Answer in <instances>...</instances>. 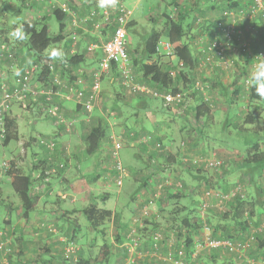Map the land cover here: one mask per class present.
<instances>
[{"label":"trees","instance_id":"1","mask_svg":"<svg viewBox=\"0 0 264 264\" xmlns=\"http://www.w3.org/2000/svg\"><path fill=\"white\" fill-rule=\"evenodd\" d=\"M30 1L41 2L45 0ZM64 1L67 2L68 7L73 8L70 0ZM161 1L165 3V10L149 21L152 25H155L157 23L158 27L162 25L161 29L152 28L149 32L142 36L141 42L139 44H136L134 48H131L130 44L126 47L131 66L134 69L130 82H126L125 84L123 83V78L119 77V69L116 64H113L111 66L110 71L103 73L102 80L105 76H107L110 78L112 83L116 81L123 88H125L127 92H131L132 98H129L128 96L126 97L127 99H130L128 102H139V100L143 98L145 99L144 101H147L145 103L146 105L150 102H154V100L158 101V106H156L155 108H157L159 111L161 108L159 106L164 107L163 98L159 95H154L153 93H146L135 90L133 85L134 83L143 85L146 88L152 89L153 91L155 90L160 94L167 93L171 95H180V100L179 102H177L178 105L175 106L178 107L180 115L179 118H184L185 115L189 113L188 111L191 109L193 112L194 122L196 124H199L197 127H191L193 131L192 134L194 136L193 139L196 141L205 136V138L213 137V133L208 131L210 126L209 124L207 126L206 121L210 116H213V110L215 109L214 103H212L209 98L206 99L205 94H203V92L201 91L199 92L198 88H195L194 91L190 94V96L193 97V101L192 103H188V87H191L194 83L193 73L195 71V68L200 64V60L206 58V52L209 49L208 43L204 47V49L200 51L199 45H196L198 42H194L198 41V38L196 39L194 37L195 35H200V37H203L202 33L208 32L211 36V42L225 40V34L220 30V27H218L217 24L218 21H221L224 25L228 23V21L223 19L210 21L209 19L205 18L201 10L196 6V4H201L200 0H194L193 2H196L195 4H182L181 6H177L179 4L175 2L176 0ZM214 1L216 0H204L205 3ZM123 3L128 5V0H123ZM169 3H176L174 9L177 10V15L175 17L172 16L171 10H166ZM18 4L20 5V7H26V4H29V1L22 0V3ZM128 6L132 7L130 5ZM249 6L250 8L248 15L252 14V17L249 19L253 28L248 26L247 28H242V31L240 30L242 40L246 42L239 45V49L240 51H242L245 59L247 58V61H250L251 56H264V16L260 12H257L256 14L252 12V10L256 6L254 0H250ZM20 7L16 8L18 12L21 11ZM50 10V13L48 15H43L42 20L38 22L19 20L20 22L24 23L25 30L29 36V39L23 42H13L9 39L7 34H4L9 32L12 27L15 26L6 19V16L3 18L4 22H0V45L1 43H3L9 48V50H7V47L3 48V50L0 49V67L2 63L6 64L7 62H11L15 58L17 59L18 56L23 57V54H27L32 60L28 59L27 61L29 62H27L25 66L36 64L38 67L36 71L39 70L38 78L43 80V83L39 85L38 88H46L48 83H50L53 78L52 75L57 72L60 73L58 70L60 66L59 64L66 65L69 70L75 71L80 63L84 60L82 58L83 54H78L74 51L72 52V54L68 52L70 45L66 48L67 53L64 57L63 62L59 60H49L46 58V50H48V48L53 43H58L64 38L62 33L66 26V18H72V16L68 14V9L60 6V4L51 6ZM92 11L97 14L100 11V8H98L97 6L93 7ZM50 17H54L58 22V31L55 34H50L48 23V19ZM158 17H161L163 19H161L160 21V18ZM256 17L257 20L261 19V22H263V25L258 29H256V25L258 24L256 22ZM131 18L126 25L127 36L133 34L131 27L133 25H136V20ZM107 28H109V36L113 31V26H111L110 24V27ZM240 28L241 27H239V29ZM73 29H78V27L74 26ZM196 29H200V33L195 34L194 31ZM190 31H193L194 34H190ZM73 37L74 36L72 35V37L69 36L67 37V39L65 38L66 42L72 43L73 41H75ZM1 38L3 40H1ZM162 38H165V41L169 42L172 45V52L175 56L176 61V64L172 67V69L165 68L160 64V59L164 55V53L160 50V41L162 40ZM228 40L234 42L235 40L237 41L236 34L233 33L231 39ZM79 43L80 42L76 40L74 45H78ZM93 51H98L101 55V52L98 48L94 49ZM11 53L14 54L10 55ZM224 53H226V51H224ZM224 53H222L223 56ZM57 61L59 62L57 63ZM49 62H52V64H49ZM25 66L20 69V72H23ZM177 68H179V70L176 71ZM185 69L188 72H185ZM136 74L139 76V78ZM188 76L189 78H187ZM72 78L74 77L72 76ZM234 88L235 89H232L231 94H228V88H223L222 92L224 96L228 98L227 101L231 107L233 105L237 106V102H235V95L240 92V88L243 89V92H245L247 98L250 101H256L264 105V99L257 97L254 92L250 93L247 88H243V86L237 84H235ZM1 90L2 89L0 88V91ZM12 90L13 84L11 83L9 85L8 91L11 92ZM48 103L54 104L53 101H50ZM147 107L148 105H146L145 107H138V110H142L144 108L147 109ZM164 108L166 110L172 111V108ZM157 109L155 111H157ZM47 115L49 116V114ZM239 115L240 114H238V116ZM254 115L255 114L252 110L246 111L244 120L239 126V122L236 119L238 116L236 115L234 117L235 120H230L231 114H228V117L230 118H227L226 122H223L220 125H216L217 132L222 134V138H234L235 140L238 139V136L228 134V132H230L228 130L231 126L233 129H237V131H242V135H240L239 137L246 141L252 139L253 142L250 145L254 147V149L251 151L245 149L243 157H241L239 161H236L235 164L230 163L226 165L225 161L216 157L220 160V164L216 168L211 169L205 164V162H203L206 168L214 172L215 178L210 181L207 178L202 179L197 174H194V178L197 181L199 180V184L196 187L200 191H196L195 188L191 189V194H188L189 201L186 205L183 206V209H186L187 212L184 215H180V217H177L174 215L180 213L181 210L174 211L172 212V214L174 213V215L171 216L173 218L167 217L165 220V224L174 230L173 232L176 236V243L172 246V253L174 256H176L178 249L182 247L186 256L185 264H187L188 258H191V254L195 252L196 244L199 242H203L205 235L208 234V236L215 239L246 241L247 237L252 233L251 230L253 228H257L264 220V218L259 219V212H257L258 201L261 199L262 202H264V182L260 187L261 178L258 179V177L256 178L255 176L257 172L262 171L259 174L261 176L264 171V151L258 148L259 141L264 139V126H261L259 132L255 133V130L258 129L259 124L257 125L258 119L257 116ZM176 118L178 117L176 116ZM104 120V117L100 116L97 124L92 126L88 134L85 136L84 140L86 143V149L89 153H93L98 150L101 147L102 142L107 138H109V142L111 143V138L108 137L107 134L108 122L106 120L105 122ZM200 121H202V123ZM254 124L256 125V128L254 130L248 128L250 125ZM3 127L5 130L3 143H8L10 140L14 139L13 137L15 135L12 132V119L7 118L6 114H4L3 117ZM212 127H215V125L211 126V128ZM142 128H144V126H140V129H138V131H141ZM138 131H132V134H130L132 139L136 138L135 133H137ZM142 134L144 135V133ZM146 135L147 136H144L147 138L151 137L153 139V142L158 143L157 147H159V149L152 151V155L153 153H155L153 156L157 159V161L159 157L161 158L160 160L165 159L166 161V159H168V162L170 163L176 161V158L168 150L164 151V149H166L165 144H161L162 140H160L159 137L153 134ZM214 136L216 135L214 134ZM185 142H187V140H185ZM150 159L154 160L153 157ZM195 159L196 158H194V160ZM8 160L9 168H7L4 174L6 175V177H8L9 184L14 194L18 197L20 206L23 209V216L27 217L28 214L35 208L37 201V197L32 195L31 193V190L33 189V180L31 179L29 174L24 173L16 166L15 159ZM160 160L158 162H160ZM194 163L196 165L198 162L194 161ZM158 166L160 167V164ZM229 168H231V171L229 170ZM231 172L235 173V177L229 180L226 179L229 175L232 174ZM148 176H151V173ZM214 181L216 185L214 184ZM237 185H240L241 189L234 193L233 196L225 200L224 208L218 209L213 206L208 207L205 210L204 214H201L200 206L204 199V197L201 198V195L204 193V191L212 189L220 192L221 194L227 195L230 194L231 191H233V188H235ZM164 186L171 187L172 192L170 193V198L179 199L184 196L183 190H185V187H183L182 184H165ZM259 188H261L262 193L259 192ZM82 213L86 217L88 223L94 228L104 225L105 222L109 221L112 215L110 210L99 208L92 203H89L85 208H83ZM201 232H203L202 235L200 234ZM153 233L154 232H152L144 241L147 242V239L148 241H150ZM263 233L264 232H254V239H252L251 241H254L256 238L259 239L260 236H264ZM131 239L132 241L138 240L135 238ZM163 241L164 237L162 236L160 244H163ZM210 249H218L219 251H221L220 248ZM207 250L208 249H204L203 251L195 252V255H197L198 259L208 258V253H203L207 252ZM75 254H77V252ZM88 258L89 257H84L80 254H77V260L74 264H90ZM262 258L264 257H261L260 259ZM42 264H63V262L61 263L58 261L56 262L49 259H44L42 260Z\"/></svg>","mask_w":264,"mask_h":264},{"label":"crops","instance_id":"2","mask_svg":"<svg viewBox=\"0 0 264 264\" xmlns=\"http://www.w3.org/2000/svg\"><path fill=\"white\" fill-rule=\"evenodd\" d=\"M70 1L73 5V8L68 7L67 2L64 0H45L43 2L44 4L36 1H29V4H26L27 6L31 7L32 10H37L36 8H46L45 14L47 15L51 11L50 7L55 4H60V6L68 9V14H70L72 18H66V26L62 33L64 38L58 43H53L48 48H60L63 50L64 54L67 53L66 48L70 45V43L66 42V39L68 37L67 35L71 31H73L71 29L74 28V26L78 27V29L73 32L74 37L76 36V31L77 33H79V36L84 35V37H90V39L95 38L97 35V33L94 31L95 28L92 25L88 28H85V30H81V26L79 24L76 25L72 21L73 16H81L80 14H83L82 16H85L86 13H89L90 10H93V7L97 6V0ZM16 2L22 3V0H15L14 6H16ZM200 2L201 4H196V6L201 10L205 18L209 19L210 21H214L217 19H223L228 22L233 21L241 28H246L247 24L250 23L248 15L250 0H216L214 2L207 3H205L204 0H200ZM193 3L195 4L196 2ZM128 5L135 7V5L132 3ZM33 7H35V9ZM24 20L28 22L30 21L28 19ZM259 20L260 22L258 27L260 28V26L263 25V22H261V19ZM87 23L88 25H90L92 21L89 20ZM79 39L77 41L80 42ZM94 40H90L89 43ZM70 51L73 52L74 49H70ZM86 53L84 54L85 56ZM85 56H83L82 58L84 59ZM18 57L16 60L17 62H7L5 64L7 65L8 70L6 71V73L0 72V82L3 80L7 81V85H10L11 83L13 84V76L16 75L15 71L17 69L20 70L23 66H25L26 63L29 62L27 61L28 59L32 60L27 54H23V57ZM56 74L54 73L52 76L63 78L60 73L57 72ZM34 81H36V84H38V86L43 83V80L41 79L35 78ZM32 87H34L32 88L33 90L44 89L38 88L35 85H33ZM232 89L235 88H228L229 94L232 92ZM240 89V92L235 95V100L240 98L241 95L243 96V89ZM61 92L66 93L65 90H61ZM222 92L223 88H218L214 91H210L212 97L214 96V100H216L218 96L221 97V95H224ZM30 97L31 96H27L25 98L26 100H28L26 102L28 103L29 114L23 113L21 116V113H18V108L21 109V101H14L12 104H9L8 108L6 109V117L12 119V132L16 137L13 135L14 139L10 140L8 143L0 144V157L3 156V158H6L5 156L8 153V158L15 159L16 166L24 173L29 174V176L33 180L32 188L35 185H39L41 189L39 191L33 189L31 190L32 195L37 197L36 205L35 208L28 214V216L24 217L23 209L21 208L18 197L14 194V192L12 190H10L9 192L8 190V194H3V187H5L7 183L9 184V180L4 173L0 174V208L2 205H4V203L10 204V206H6L9 208L10 214L8 213V215H6L2 225L0 223V228H3L4 224H6L9 225V228L16 230L15 237L17 236V238L15 242L17 241V244H19V246L23 248L24 252L34 251L33 249H31V247H33V245L31 244L35 243L36 241H41L44 245V248L43 251L40 250L37 255L42 252H47L45 256L46 258L37 256L41 260L49 259L56 262H69L70 257L68 258L64 254V235L59 232L68 227L71 229L72 234V238L70 239V241L74 244L77 254H80L84 257H89L88 259L90 263L94 259V254H92L93 248H98V246H100L104 249V251L102 252V254L101 251H99L98 264H171V257H169V252H172L173 250L172 246L176 243V236L174 235V230L165 224V220L167 217L173 218L171 216L174 215V213L172 214V212L174 211L181 210L180 213L174 215L177 217H180V215H184L187 212L186 209H183V206L186 205L189 201L188 194H191L190 191L183 190L184 196L179 199L170 198V193L172 192L171 187L164 186L165 184L160 187V184L158 185L156 183L157 181H155L153 178L154 174H152L151 176H148L150 174H147L144 180H138L139 184L137 186L135 185V182H133V180H129L128 189L131 190V193L128 195L126 194V191L124 192L127 200H120V195L122 193L120 187H118L116 192H114L111 189L112 185H110L105 188L107 189V192H104V194L97 196L99 198H105V200L102 199L103 201L97 204L95 196L92 195V191H94L93 189H96L97 184L103 185V179H105L104 174L108 171V169L106 168V164L105 166H103V164L104 162L107 163V158L109 159L110 156L107 149L109 145V138L102 142L101 147L98 150L93 153H89L86 149L84 136V142L82 141L84 147L82 146L79 148L76 146V151L73 150V146L71 147L70 145V142L73 139V137L69 136L71 133H68V130H66L65 126L63 125L54 126L52 123L53 118L50 115L48 116L44 112L42 113L39 110V107H36V104L33 101L29 100ZM205 97L206 99L208 98L207 94H205ZM38 100H43V97L39 98ZM144 100L145 99L143 98L139 100V103H141L140 105H138V107H145L146 105H148L147 109L144 108L142 110H145V112L147 111L155 116L157 114V112L155 111L157 109L155 108L156 104L148 103L145 105L147 101ZM52 101L66 119L72 117L71 120L73 121L74 125L73 130H76V124L81 127L85 122H89V118L91 117L90 114L82 111V109L79 106L75 105L72 100L65 99L63 96L61 97L55 95ZM214 108L215 109L213 110V116H210L206 121L207 126L208 124L210 126L208 130L209 132H211V126L219 125L221 123L220 121H222L223 123L226 122L227 118H230L228 117L230 110H237L236 105H233L231 107L227 102L224 110L225 112L222 115V119L217 120V114L219 110L217 109V106H215V104ZM238 114L239 112H237L236 115ZM173 118L174 117L172 116L168 118L170 119V123L175 122ZM231 119L235 120V118H230V120ZM138 121V124L143 127L144 119L142 118V115L140 119L138 118ZM167 129H169V131L171 132L172 128ZM160 133L161 132L155 130L154 133L151 132L149 134H154L155 136L159 137L160 140H162L161 144L163 143L165 144L166 148H169V144L171 143L169 142V140L162 139L163 134ZM43 134L48 135V137H53L52 139L57 142L58 150L53 152L52 158L55 162H65L67 165L65 170L59 169L55 174H45L44 167L47 163L48 152L44 147L40 146L37 143V136ZM167 136L169 137L168 134ZM146 138L147 137L145 136L143 137V139ZM16 145L18 148L16 147ZM12 147L14 148V150L12 149ZM138 152L139 158L141 157V153H149L142 152L141 150H138ZM154 154L155 153H153V155ZM150 157L151 155L149 154L148 159ZM159 159L161 158L159 157ZM163 160V165L165 164L166 167L171 164L170 162H168V159H166V161L165 159ZM71 161L76 162V169L75 165L72 164ZM137 161L138 165L131 166L132 170L130 172V175L132 178L138 177L141 173L139 172V160ZM235 162L236 160L234 161V164ZM67 163H71V167H68ZM166 167L159 168V170L162 171L163 169H166ZM229 170L231 171V168H229ZM111 171L114 172V169H111ZM261 172H257L255 174L256 178H261L260 187L264 182V171L260 176L259 174ZM144 174L145 172L141 176H143ZM157 175V177L160 178L162 175H164V173L163 171L161 173L158 172ZM46 177L48 178L47 181H45ZM74 186H77V191L75 190ZM158 187L161 189H159ZM259 189L261 190V188ZM260 190L259 192L262 193V190ZM112 193L116 194L113 195ZM157 193L160 195L158 196ZM201 198H203V194L201 195ZM87 202L95 204L99 208L110 210L112 215L109 221L104 225L98 226L97 228L92 227L88 222L83 224L81 221V215H83L82 210L86 206L83 207L81 206V204ZM129 202L131 203V205H128ZM170 204H173V206L176 207L170 208ZM257 204L259 219H262L264 218V202H262V200L260 199ZM12 209H15L16 217L13 215V213H11ZM139 218L141 221L139 220ZM134 220L140 221L138 223L139 226L135 224L137 222H135ZM106 224L110 227L105 230ZM85 228L89 229V231L94 234V236H91L89 240L86 239L85 232L83 233ZM156 231L161 233V235L164 237L163 244L160 245L161 247L163 246V248L159 249L160 255L157 256L161 258H148L147 254L141 256V254L139 253V249L135 253L138 259H135L134 262H129L130 256L128 251H130L129 247L132 241L131 238H135L136 235L144 236L142 237L143 242H141V246L146 244V247L148 248V239L147 242L144 240L148 238V236L152 232ZM200 234L202 235L203 232H201ZM100 235L102 236L103 242H101V239L99 238L101 237ZM11 243L12 245H14V240H12ZM249 245L250 247L242 257H238V255L234 252L224 254L218 249H208L207 252H203L208 253V258L198 259L197 255H195V253H192L191 258H188L187 260V264H248L247 261L249 258L252 259V261L254 260L253 264H258L259 259L261 257H264V236H260L259 239L256 238L254 241H251ZM146 247L142 248L145 249ZM91 255L93 256L91 257Z\"/></svg>","mask_w":264,"mask_h":264},{"label":"rangeland","instance_id":"3","mask_svg":"<svg viewBox=\"0 0 264 264\" xmlns=\"http://www.w3.org/2000/svg\"><path fill=\"white\" fill-rule=\"evenodd\" d=\"M30 1V0H29ZM40 1V0H39ZM14 2L15 0H0V22H4V17L6 16V19L10 22H12L13 20H24V19H28L32 22L36 21H40L42 20V16L46 15L45 14V10L46 8L42 9V8H36L37 10H32L31 7L26 6V7H20V5L16 2L15 4L18 6H14ZM37 2V1H36ZM44 1H41L39 3L44 4ZM176 3H178L179 5L177 6H181L182 4H193V0H176ZM134 4V11H133V15L131 19H135V26L133 25L131 27V30L133 31L132 35L127 36L128 42L127 45L131 46V48H134L136 46V44H139L141 42V38L144 34H146L147 32H149L152 28H157V29H161L162 25L160 27H158V24L156 23L155 25H152L149 21L152 18H155L156 15H159L162 11L165 10V3H163L161 0H128V4ZM176 3H169L168 7L166 10H171V14L173 17H175L177 15V10L174 9V7L176 6ZM21 9V11H17L16 8ZM35 9V7H33ZM91 11V10H90ZM6 14V15H5ZM88 13H86L87 15ZM83 15V14H81ZM85 15V14H84ZM199 15V14H198ZM162 17V16H161ZM161 17L159 20L161 21ZM30 18V19H29ZM249 18H251V14H249ZM83 20V19H81ZM99 22H93L90 25H88V20L87 21H82L81 24H79L81 26L82 30H85V28H88L89 26H93L95 28V32L97 33L95 38H91L90 37H84V35L79 36L76 31V36L73 37L74 40H78L80 38V43L78 45H74L75 41H73L72 43H70V49H74V51L78 54H83V56H85L84 54L87 52L86 50V46L88 45L90 40H94L95 41H104L107 37H108V29L107 27H110V24H106L105 21L100 20L99 18L95 19ZM72 22V21H71ZM256 22H258V26H259V22L260 20H257L256 17ZM48 23H49V29H50V34H55L58 31V22L56 21V19L54 17H50L48 19ZM76 23H78V21H76ZM228 23H232L234 24V26L236 27V39L234 41H230L228 39H231V37L227 38L225 37V40L221 41V49L222 52L224 53V51H226V53L218 56L215 54V52L213 50L208 49L206 52V58L201 59L200 60V64L195 68V71L193 73V80L194 83L191 87H188V103H192L193 101V97L190 96V94L194 91L195 88H198L199 92H203V94H207L209 100L215 104V106H217L218 114H217V120H221L222 119V115L225 112V107L227 104V97L224 95H221V97L218 96V98L216 100H214V96L212 97V94L210 93L211 90H216L218 88H234L235 84L237 85H241L243 86V88L245 86V80L249 77L250 72L253 70V65L257 62V60L259 59L258 56H251L250 61H247V58L245 59L242 51H240L239 49V45L240 44H244V42L242 40V37L240 35V32L242 31V28L239 29V26L236 25L233 21L232 22H228ZM256 25V29H258L259 27ZM251 27L253 28V26H251V23L247 24V27ZM246 27V28H247ZM73 31H71L67 36L72 37L73 32L77 29H71ZM241 30V31H240ZM85 32V31H84ZM195 34L200 33V29H196L194 31ZM193 31H190V34H194ZM8 35L7 33H4ZM91 34V33H90ZM243 34V33H242ZM203 37H200V35H195L194 38H198V41H194V42H198L196 45H199L200 47V51L204 49V47L208 44V47L211 46V36L210 33L206 32V33H202ZM200 37V38H199ZM1 40H3L1 38ZM92 42V41H91ZM161 42H166L165 38H162ZM161 50H163L162 46L160 45ZM69 49V53L72 54V51H70ZM210 51V53H209ZM66 53V52H65ZM66 56V54H65ZM208 56V57H207ZM218 56V57H217ZM259 56H263V55H259ZM100 57V54L98 51H91V52H87L86 56L84 57V60L80 63V65L78 66V68L75 71L69 70L67 66L65 65H60L58 70L60 72V74L63 76V79L65 80H72V76L74 77L75 75L73 74H79V76H81V78H83L82 76L84 75L85 77H87L89 79V74L94 70V68L96 67V63L98 62V59ZM17 59H13L11 62L15 63ZM160 64L161 66H164L165 68L168 69H172V67L176 64L175 58L172 55L169 54H165L161 57L160 59ZM3 67V68H2ZM7 65H5V63L1 64L0 67V72L1 73H6L7 69ZM19 70V69H17ZM17 70L15 72H17ZM134 72V69H131ZM179 70V68L176 69V71ZM187 70L185 69V72ZM77 72V73H76ZM188 72V71H187ZM87 73V74H85ZM137 75V74H136ZM39 74L34 75V78L32 79V81L30 82V84L33 86H37L38 84H36V81H34V79H39L38 78ZM138 76V75H137ZM17 77L16 75L13 76ZM139 78V76H138ZM189 78V76L187 77ZM88 79H86V81L88 82ZM0 84H2V86H7V81H1ZM186 84V82H185ZM31 86V87H32ZM34 88V87H32ZM101 88H102V100L103 103L101 104V107L98 106L96 110H94L91 114H90V120L89 122H85L84 125H82L81 127L78 126V124H76L75 129H74V125L72 124L70 126V129L67 131L68 133H71L69 136L73 137L72 141L70 142L71 147L73 146V150L76 151V146L77 147H82V141H83V137L86 136L90 130V128L94 125L97 124L100 116H103L104 119L108 122V128H107V134L108 136H112L113 138L118 137V136H122V138L120 139L121 144H120V149H119V156H120V160L122 165L125 167L126 171H127V176L124 177L122 184L119 186L116 184L115 182V177H114V172L111 171V169H113V160L111 158V155L109 156V159L107 158V163L104 162L103 166H105L106 164V168L108 169V171L104 174L105 179H103V185H98L96 189H93L94 191H92V195L95 196L96 198V202L101 203L103 200H105V198H99L97 197L98 195H102L104 194V192H107L105 189L107 186H111V189L116 192V190L118 189V187H120L121 189V198L120 200H127L126 195L124 194V192L126 191V194H130L131 190L128 189V182L129 180H133V182H135V185L137 186L139 183L138 180H144L145 177L147 176V174H154V180L157 181L156 183L159 185H164V184H182L183 187H185V190L187 191H192V188H195L196 191H200L196 186H198V182L195 178H194V174H197L198 176H200V178H207L210 181L213 180V178H215V174L213 171H211L210 169L206 168V166L204 165V160L207 157H217L222 159L223 161L226 162V165L230 164V163H234V161H239L241 157H243V154L245 152V149L248 150H253L254 147H252L250 144H252L253 140L249 139V141L243 140L241 139L239 136L242 135V131L237 129H233L232 126L229 128L228 134L230 135H236L238 136V139H231V138H222L221 137V133L217 132L216 129V125L215 127L210 128L211 132L213 133V137H209V138H201L199 140H194L193 139V131H192V126L197 127L199 124H196L194 122V117H193V112L190 109L184 118H179V111H169L166 110L164 107L161 106L160 111L157 109V116L152 115L149 112H145V110H138V105H140L139 102H128L130 99H127L126 97L128 96L129 98H132L131 96V92H127L125 90V88H123L118 82H111L110 78L105 76L101 82ZM125 93V95H124ZM229 94V93H228ZM231 94V93H230ZM2 94H0L1 96ZM26 97L23 96H19V97H14L11 101L10 104H12L14 101H21V109L18 108V113H21V116L23 113L25 114H29V108H28V103L25 99ZM31 101H33L32 96L30 97ZM154 100V102H150L149 104H156L159 103L158 101ZM235 102H237V110H230L229 114H231V118H234L237 114V112H239V116L236 118L239 122V126L241 125L242 121L244 120V115L246 113V111L252 110L254 112V116H257L258 122L257 125L259 126L258 129L255 130V133L259 132V130L261 129V126H264V105H262L261 103H258L256 101H250L247 98V95L245 94V92L243 93V96L241 95L240 98H238ZM9 106V105H8ZM14 106V105H13ZM17 106V105H16ZM36 107H39V110L43 113H46V111L43 110V106L39 103L36 104ZM160 107V106H159ZM8 108V107H7ZM62 112V111H61ZM118 113V114H117ZM142 115V118L144 119V129H142L141 131H138V129H140V125L138 124V118L140 119ZM178 118H176V116ZM170 116L174 117L173 120L175 121L174 123H170ZM71 118H68L69 121H71ZM172 119V118H171ZM104 120V121H105ZM105 121V122H106ZM177 121V122H176ZM202 123V121H200ZM222 123V121H220ZM53 125H57V126H61L60 124L55 122V119L52 120ZM187 123V124H186ZM220 123V124H221ZM219 124V125H220ZM243 125V124H242ZM65 126V125H64ZM180 126V127H179ZM167 128H172L171 132L169 131V129ZM248 128H250L251 130H254L256 128V125H250ZM131 130V131H130ZM137 130L138 132L135 133L136 134V138L132 139L130 133L132 134V131ZM159 131L161 132L160 134H163V138L162 139H166L169 140V142L171 144H169V148H165V150H170L169 152H171V154L176 158V161H174L173 163L169 164L168 167H166V165H163V161L164 160H160L158 158V161L160 160V162L157 161V159L151 154L152 151L158 150L159 147L158 143L153 142V139L151 137H148L146 139H143V134L145 136L146 133H154V131ZM165 134V135H164ZM167 134L169 135V137L167 136ZM214 134L216 136H214ZM154 135V134H153ZM38 138H53V137H48V135L43 134V135H38ZM36 137V138H37ZM208 137V136H207ZM233 137V136H231ZM170 138V139H169ZM38 140V139H37ZM185 140H187V142H185ZM164 141V140H163ZM182 141L183 143H185L184 146H182ZM84 142V141H83ZM3 143V140L0 138V144ZM259 149L264 151V139L259 141ZM151 148H150V147ZM17 147V145H16ZM84 147V146H83ZM18 148V147H17ZM75 148V149H74ZM154 148V149H152ZM12 149L14 150V148L12 147ZM109 154L111 153V143L109 142V145L107 147ZM19 150H20V146H19ZM58 150V144L57 147L54 151ZM138 150H141L142 152H149L146 154H142L141 153V157L139 158V152ZM149 154L151 155L150 158H154V160L152 159H148ZM8 153L6 154V158H3V156L0 157V163L3 159H9L8 158ZM182 156V157H181ZM182 158V159H181ZM183 158H186L185 160ZM194 158H198L200 161H197L198 163L195 165L194 163ZM205 158V159H204ZM139 160V167H140V171L141 172L139 174L138 177H134L132 178L130 175V172L132 170L131 166H136L138 165V161ZM63 162V161H62ZM72 164L75 165V169L76 167V162H72ZM71 163L68 164V167H71ZM160 164V167L158 166ZM162 164V165H161ZM164 168L166 167V169H163V173L164 175H160L161 177L158 178L157 174L158 172L161 173L162 171L158 170L159 168ZM65 170V169H64ZM145 172V174L143 176H141L143 173ZM232 173V172H231ZM0 174H3L0 172ZM235 177V173L233 172L231 175H229L226 179H232ZM201 179V180H202ZM185 184V185H184ZM197 184V185H195ZM214 184L216 185L215 181ZM7 187V188H6ZM77 186H74L75 190H76ZM159 188V187H158ZM161 189V188H159ZM158 189V190H159ZM10 192V190H12L11 186H9V184L7 183V185H5V187H3V193L8 194L7 192ZM157 190V192H158ZM13 191V190H12ZM77 191V190H76ZM113 195H115L116 193H112ZM112 195V197H113ZM157 195L159 196L160 194L157 193ZM103 199V200H102ZM89 202L87 203H83L81 204V206H87ZM7 205L10 206V204H5L1 206L0 208V223L1 225L3 224L6 215H8V213L10 214V210L8 207H6ZM128 205H131V203L129 202ZM80 206V207H81ZM176 206H173V204H170V208H175ZM11 208V207H10ZM13 213V215L16 217V211L15 209L11 210ZM82 214V213H81ZM137 217V216H136ZM82 218V223L85 224L87 223V219L84 215H81ZM138 218V217H137ZM140 220V218H139ZM141 221V220H140ZM140 221H135L137 223V226H139V222ZM106 223V222H105ZM104 223V224H105ZM4 224L2 231L4 232V238L7 239V243L8 246L11 248V252L7 255V259H8V264H42V260L40 258H38L37 256L40 257H44L46 258V254L47 252H42L39 253V255H37V253L41 250L43 251L44 245L42 244V242H35L31 245H33V247H31V249H33L34 251H28V252H24L23 248L19 246V244H17V241L15 242L17 236L15 237V232L16 230L9 228V225ZM110 227L107 226L105 227V230ZM8 228V230H7ZM103 230V229H102ZM52 232V231H51ZM61 234L64 235V247L70 243V239L72 238V234H71V229L66 227L63 231H59ZM85 232V236L86 239L89 240L91 238V236H94V234L92 232L89 231V229L85 228V230L83 231V233ZM108 232V231H106ZM53 233V232H52ZM97 233V232H96ZM101 236V235H100ZM98 237V236H96ZM143 236L140 235H136L135 239H138V245L137 246H133V241H131L130 243V247L132 248L131 251L129 252V256H130V260L129 262H134L135 259H138V257H136V251L142 252L140 253L141 256L147 254L148 258L154 257V258H161V257H157L158 255H160L159 250L157 251V254H153L150 255V252H152L153 250H151L150 247H146V244L141 246V242H143ZM102 241V236L99 237ZM12 240H14V245H12ZM250 242L251 240L247 243L248 246L246 247V251L248 250V248L250 247ZM77 244V243H75ZM142 247H146L145 249ZM163 248V246H159V249ZM144 249V251H143ZM99 251L102 252L104 251V249L100 246L93 248V253L94 254V259L92 260V262L90 264H98V260H99ZM202 251V250H201ZM245 251V252H246ZM77 252V251H76ZM132 252V253H131ZM229 252H225L224 254H227ZM100 254V255H101ZM77 255V254H76ZM138 255V254H137ZM245 255V254H243ZM242 255V256H243ZM93 255H91L92 257ZM164 256V255H163ZM241 256V257H242ZM70 261H72L70 259ZM62 263V261H61ZM66 264H68V262H65ZM63 262V264H65ZM122 263V262H121ZM248 264H252V259H248L247 261ZM0 264L1 261H0ZM115 264V263H114ZM258 264H262V262H259Z\"/></svg>","mask_w":264,"mask_h":264},{"label":"built area","instance_id":"4","mask_svg":"<svg viewBox=\"0 0 264 264\" xmlns=\"http://www.w3.org/2000/svg\"><path fill=\"white\" fill-rule=\"evenodd\" d=\"M256 6L252 10L253 13L260 12L264 16V0H254ZM123 3V0H118V4L115 8H104L100 9V11L96 14L94 11H90L85 16H73L72 21L77 25L81 24L82 21H92L99 22L94 20L95 18H100L101 20L105 21L106 24H111L113 26V31L111 34L106 38L104 41H92L86 46L87 52H91L94 49L98 48L101 52V55L98 59L97 67L89 74V79L87 77L79 76V74L75 75L72 80H65L61 77L53 76L50 83H48L47 87L41 90H33L31 87L30 82L34 78L33 76L39 73L36 64L27 65L24 67L23 72H20L17 77H14L13 80V90L11 92L8 91L9 86H2L0 84V88L2 89L0 94V138L4 139V127H3V117L6 114V109L10 104V101L14 97H27L32 96L33 102L35 104H41L44 108L43 110L46 111V114H49L55 122L60 125H65L66 130L70 129V126L73 124V121H69L66 119L58 110V107L55 104H49L48 102L54 99V96H63L65 99L72 100L75 105L79 106L82 111L86 112L87 114H91L98 106L101 107L103 103L102 100V88H101V80L103 73L110 71L111 66L116 64L119 69V77H122L123 83L130 82L132 78L133 71L129 56L127 53V34H126V25L130 20L134 7H129ZM252 17V14H251ZM83 19V20H81ZM94 20V21H93ZM78 21V23H76ZM218 27L220 30L225 34V37L229 38L232 36L233 33L236 34V27L232 23H226L223 25L221 21H218ZM160 45L162 46L163 50L161 52L169 55H173L172 52V45L169 42H161ZM0 49L6 48L7 45L1 43ZM210 50H213L216 55H222L221 49V41H213L211 46H209ZM7 50L9 48L7 47ZM11 53L10 55H13ZM1 55V54H0ZM175 58V56H174ZM59 61H57L58 63ZM52 64V62H49ZM61 65V64H59ZM66 66V65H65ZM56 74V73H55ZM87 74V73H86ZM57 75V74H56ZM33 77V78H32ZM88 79V82L86 81ZM134 89L140 92L146 93H153L154 95H159L163 98V106L166 108H172V111H178V107H175L177 102L180 100V95H171V94H160L157 91H153L150 88H146L143 85L134 83ZM61 90H65L66 93H62ZM42 95V96H41ZM43 97V100H38L39 98ZM131 134V133H130ZM111 138V158L113 160V169H114V177L115 182L117 185H121L124 177L127 176V171L125 167L122 165L120 156H119V149L121 141L120 139L122 136L118 137H110ZM37 143L44 147L47 152V163L44 167V172L46 175L55 174L59 169H66L67 165L65 162H55L52 158V154L57 147V142L52 138H38ZM182 146L185 145L182 141ZM185 159V158H184ZM194 161H200L196 158ZM205 164L209 168H216L220 164V160L216 157L206 158L204 160ZM9 168V160L3 159L0 163V172L5 173V171ZM48 178H45L47 181ZM162 185H160L161 187ZM41 187L39 185H35L33 190L39 191ZM241 189L240 185L233 188L230 194L224 195L218 191L208 189L203 193V201L200 206L201 214L203 215L205 210L208 207H216L218 209L224 208L225 200L229 197L233 196L234 193ZM137 221V220H134ZM208 228V227H207ZM251 234L247 237L246 241L242 240H228V239H215L210 236L205 235L203 242H199L196 244L195 252L206 250L210 248H220L222 252L229 251L231 253H237L238 257H241L245 254L246 247L248 246V242L254 239V232H264V220L260 223L257 228H253L251 230ZM264 234V233H263ZM4 232L0 229V261L2 264H8L7 255L11 252V248L8 246L6 242L7 239L4 237ZM6 240V241H5ZM162 240V235L159 232H154L152 234V238L148 241V247L153 250L150 252V255L157 254L159 250V246L161 245L160 242ZM137 246V240H134L133 246ZM132 247V246H131ZM131 247L129 250L131 251ZM149 252V251H146ZM145 254H149L146 253ZM194 252V253H195ZM76 249L72 242L68 243L64 247V254L66 257H70L72 261L69 260L68 264H74L76 262ZM142 253V252H140ZM196 254V253H195ZM244 256V255H243ZM169 257H171V264H185L186 263V256L185 253L181 248L178 249L176 256L173 255L172 252H169ZM259 262L264 264V258L260 259ZM254 261H252V264Z\"/></svg>","mask_w":264,"mask_h":264},{"label":"clouds","instance_id":"5","mask_svg":"<svg viewBox=\"0 0 264 264\" xmlns=\"http://www.w3.org/2000/svg\"><path fill=\"white\" fill-rule=\"evenodd\" d=\"M118 4V0H97V7L115 8ZM14 27L8 32V37L13 42H23L29 39V36L25 30L24 23L18 19L11 22ZM65 54L60 48H51L46 50V58L49 60L64 61ZM259 59L253 65V70L250 72L249 77L245 80V86L250 93H255L257 97L264 99V56H258ZM17 70L16 75H19Z\"/></svg>","mask_w":264,"mask_h":264}]
</instances>
